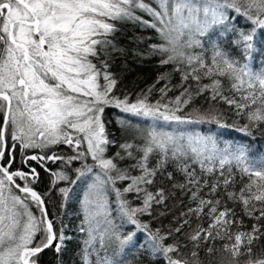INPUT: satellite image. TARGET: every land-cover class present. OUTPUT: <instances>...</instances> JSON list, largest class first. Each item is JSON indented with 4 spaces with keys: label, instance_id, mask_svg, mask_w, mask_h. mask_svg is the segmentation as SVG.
Here are the masks:
<instances>
[{
    "label": "snow or ice",
    "instance_id": "1",
    "mask_svg": "<svg viewBox=\"0 0 264 264\" xmlns=\"http://www.w3.org/2000/svg\"><path fill=\"white\" fill-rule=\"evenodd\" d=\"M124 24L154 30L159 42L132 54L174 65L179 95L169 98L167 83L155 102L115 95L111 69L129 53L116 40ZM201 96L246 114L247 123L229 125L213 107H193ZM108 107L126 114L118 123L135 129L139 144L125 141L108 155L116 144ZM202 124L244 136L221 142L185 127ZM262 124L264 0H0V264H38L44 250L59 255L73 239L63 224L57 231L47 193L35 188L40 170L52 177L61 206L73 185H85L77 197L81 264H201V251L211 255L216 241L230 264L241 257L264 264V149L245 142ZM158 175L167 187H155ZM154 212L170 217L166 226L141 219Z\"/></svg>",
    "mask_w": 264,
    "mask_h": 264
},
{
    "label": "trees",
    "instance_id": "2",
    "mask_svg": "<svg viewBox=\"0 0 264 264\" xmlns=\"http://www.w3.org/2000/svg\"><path fill=\"white\" fill-rule=\"evenodd\" d=\"M238 23L239 25H244L246 22L241 18ZM116 40L120 43L122 48L129 50L127 55L120 56L116 59L111 69L118 79V84L114 89L116 96L123 97L127 95L131 102H135L138 96L148 94L149 101L155 102L160 99L159 89L166 83L172 87V90L168 93L169 98L179 95L181 91L180 73L175 71L174 65H162L158 55H152L149 53L141 57L132 54L136 51L148 52V45L159 42V37L156 35L154 30L141 28L132 24H124L120 26V32L116 36ZM224 46L227 47V44L225 43ZM229 50L231 51V49ZM197 51H199V49H197ZM206 55H210V52L206 53ZM256 63L258 65L259 61L257 60ZM254 70H258V67H254ZM161 75H167L168 79L157 83V80ZM225 86L227 89V82H225ZM149 89H151L150 94ZM226 94L231 95L232 93L226 91ZM192 106L200 107L202 109L213 107L218 114H222L220 116L221 120L225 121L229 125L235 124L237 127H240L247 123L246 114L244 116H237L235 111L228 105L222 102H214L210 104L204 96L196 97ZM125 115L126 114L120 113V111L114 107H108L105 109L104 120L106 121L109 138L116 141L114 146L109 147L108 155H112L119 151V144L125 141L137 144L141 142V137L135 129H130L126 132L118 123L119 119L125 118ZM131 119L133 124H137L142 128L146 127L145 122L139 121L137 118ZM185 127L190 130L195 129L205 134L214 135L221 142L225 140H235L239 142L244 136L243 133L236 131L235 128H219L214 124H202ZM252 132L253 136L246 138L245 142H250L254 148L264 149V124H262L260 128H253ZM60 151L67 152L68 149L62 148ZM19 166L18 162L14 167ZM49 167L57 169L58 165L49 164ZM40 171L41 179L35 185V188L42 195L47 193L45 197L46 206L49 210L50 217L57 218V231H59L61 224H63L65 226L66 235L72 236L73 239L66 241V248L59 255L55 252L54 248L44 250L37 258L38 264H81L79 242L82 234L79 233L77 229L81 224L83 214L81 211L80 201L77 197L80 198L82 188L73 185V193L70 195L66 204L61 206L62 202L58 190L52 189L50 191V181L52 177L43 170ZM168 171H173V169L169 168ZM63 186H67L66 183L60 182L59 187ZM159 186H168L166 176H157L155 187ZM117 187H123V185L118 184ZM128 199L131 200L134 205L139 203L135 194H129ZM109 200L112 203V207L115 208L114 194L109 193ZM171 205L172 202L170 201L169 206ZM33 211H36L35 208H33ZM158 211L159 210H157V212ZM237 211H239V208H237ZM113 215H115V213H113ZM153 217L143 216L141 219L145 222H149L154 228L161 227L162 224L166 226L168 219H170V217H158L155 212ZM244 219L246 225H250L252 223V221H249L246 217ZM117 223H119L118 220ZM131 228V225L125 224L121 231L126 233L131 230ZM223 243V241H216L214 251L211 255H208L206 250H202L200 255L201 264H230L231 258L229 254L223 252L222 250ZM254 251L256 250L254 249ZM134 255H137L134 250L129 252L128 260H132ZM133 264H135L134 261ZM144 264H148V262L145 261ZM240 264H246L245 257L240 258Z\"/></svg>",
    "mask_w": 264,
    "mask_h": 264
},
{
    "label": "rangeland",
    "instance_id": "3",
    "mask_svg": "<svg viewBox=\"0 0 264 264\" xmlns=\"http://www.w3.org/2000/svg\"><path fill=\"white\" fill-rule=\"evenodd\" d=\"M78 166H79V165H78ZM76 186L82 188V193H80V199H82L83 191H84V189H85V185H84L83 182H78V183L76 184ZM72 187H73V186H72Z\"/></svg>",
    "mask_w": 264,
    "mask_h": 264
}]
</instances>
